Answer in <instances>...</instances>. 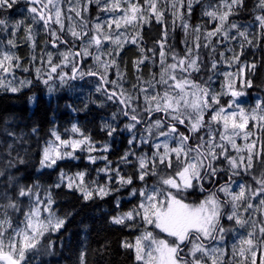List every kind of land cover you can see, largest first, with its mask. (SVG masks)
Listing matches in <instances>:
<instances>
[{
    "label": "snow or ice",
    "instance_id": "obj_1",
    "mask_svg": "<svg viewBox=\"0 0 264 264\" xmlns=\"http://www.w3.org/2000/svg\"><path fill=\"white\" fill-rule=\"evenodd\" d=\"M20 3L25 5L18 9L23 18L0 17V89L18 93L31 86L33 80L18 79L17 71H34L35 80L49 92L56 79L63 85L95 77L96 91L117 105L112 118L126 117L122 130L131 135L128 149L114 164L105 154L110 146L97 147L76 124L65 130L72 134L68 137L53 128L37 171L79 160L77 153H87L89 164L103 161V167L95 169V179H86L88 169L71 174L60 170L49 187L25 184L8 174L0 187V264H34L53 254L51 234L67 222L53 208V188L75 191L84 201L128 188L129 198H136L133 206L109 222L140 229L133 241L121 244L134 253V264H264V98L249 108L241 100L253 87L247 73L254 75L257 67L247 62L253 54L248 49L264 44V0H256L258 31L252 32L232 19L246 0H0V13ZM197 5L207 18L202 24L190 22ZM153 21L162 28L158 49H148L149 57L141 32ZM177 26L184 33L181 52L168 40ZM126 45L140 52L132 62V90L124 87L126 73L119 63ZM25 46L27 55L21 56L17 49ZM88 60L95 67L84 71ZM148 60L159 71L144 79L141 66ZM219 77L223 80L217 89L213 85ZM103 129L108 136L117 131L109 123ZM5 131L13 142L0 154L6 160L0 177L25 163L19 152L12 155L23 136ZM129 166L130 173L125 171ZM9 188H14L11 195ZM115 207H121L120 197ZM78 264H87L85 249Z\"/></svg>",
    "mask_w": 264,
    "mask_h": 264
},
{
    "label": "trees",
    "instance_id": "obj_2",
    "mask_svg": "<svg viewBox=\"0 0 264 264\" xmlns=\"http://www.w3.org/2000/svg\"><path fill=\"white\" fill-rule=\"evenodd\" d=\"M255 5L256 0H246L245 8L238 16L232 17L234 21L248 23L247 26L251 27V32L258 31L255 21L257 14L254 11ZM194 11L197 12V9ZM161 28L162 26L155 21L144 27L141 44L145 48V53L151 54L147 50L160 39ZM178 29L177 26L174 32L169 33L168 38L175 36ZM262 49H264V44L262 48L248 49V53L253 54L247 55V62H255L257 67L254 75L247 73L253 82V87L246 89V92L249 96L262 95L264 98V50ZM177 50L181 52L180 48ZM126 51L133 60L140 55V52L132 47ZM132 62L129 63L130 68H133ZM150 66L155 68L156 65L145 63L141 67H147L148 71ZM155 69L158 70V66ZM47 95L43 91H34L33 87L28 91L18 93L0 89V142L7 140L8 137H11L13 142V137L7 134L6 129L14 132L16 136H23L22 141H16L13 145V152H19L26 159V163L21 164L12 172L19 182L25 184L38 182L42 187H49L57 181L60 170L71 174L88 169L89 175L86 179L97 177L95 169L99 164H89L79 153L77 154L81 158L78 161L65 160L58 162V167L55 169H45L42 172L36 170L39 167L41 149L45 141L50 138V131L53 128L69 129L73 122L78 123L79 127L90 134L95 142L110 145L111 150L107 155L114 164L127 150V143L125 145L118 140L117 128L112 136L107 135L106 129L102 130L105 116L109 113L106 109L110 106L94 104L85 98H80L76 103L74 99L67 98L64 93L55 97ZM32 96H35L34 100ZM34 127L37 129L36 133L32 132ZM6 148L5 144L0 143V154H6ZM4 166L5 163L0 161V168ZM130 170L131 166L125 169L129 173ZM7 175L6 170L5 176L0 177V187L5 186ZM100 180L103 182V174H100ZM9 190L11 194L14 192V188H9ZM128 192L129 189L124 188L121 192L113 193L104 199L84 201L75 191L53 188L52 193L56 201L53 208L57 215L67 216V222L60 232L51 234L53 254L38 257L34 264H78V255L82 249L86 250L87 264H134V253L124 249L121 244L124 240L133 241L140 229H128L109 222L112 215L118 211H127L133 206L136 198L126 196ZM116 197L121 199L119 209L115 207Z\"/></svg>",
    "mask_w": 264,
    "mask_h": 264
},
{
    "label": "rangeland",
    "instance_id": "obj_3",
    "mask_svg": "<svg viewBox=\"0 0 264 264\" xmlns=\"http://www.w3.org/2000/svg\"><path fill=\"white\" fill-rule=\"evenodd\" d=\"M23 7H25V5L23 3H20V4H18L16 6V8H13V9L9 10L8 12H5V13H0V17L7 16V17H9V19L19 20V19L23 18L24 14H22L20 11H18V9L23 8ZM66 7L67 6L65 5V8ZM198 8H199V11H198ZM196 9H197V12L194 11L190 22L192 24H198V23L202 24L205 20H207V18L201 16V9H200L199 5H197L195 7V10ZM96 12H97L96 8L93 7L92 8L93 17L95 16ZM100 15L103 16L104 14L100 13ZM203 19H205V20L203 21ZM171 20H172V17L169 15L168 16V24L170 25V27H171ZM235 22H237L238 24H240L242 26L248 27L249 31L251 32V27L247 26L248 23H246V22H238V21H235ZM145 26H147V24L144 25V27ZM144 27H143V29H144ZM208 27L210 28L211 25L209 24ZM143 29H142V31H143ZM141 35H142V32H141ZM183 38H184V33H183V31L180 28L175 33V36H172L171 38H168L169 43L174 46V50L175 51L179 52L177 50V48H180V50L182 51L183 44L181 43V40ZM43 39H45L43 34L38 36V40L41 41L40 47H43V43H42ZM189 39H191V37H189ZM233 46H235V45H233ZM130 47H132L133 49H136L135 46L126 45L125 46V51L121 53V58L119 60V63H120L121 71L126 73V81L124 82V87L126 89L132 90V85L134 83H136V72H135L134 68H130V66H129V63H131L133 61V59L129 56V53H127L126 50L128 48H130ZM49 48H50V46H49ZM153 48H158V45L155 43L152 47H150V49H153ZM50 50L55 51V49H51V48H50ZM17 51L19 52V54L21 56H26L27 52H28V49L25 46V47H21V48L17 49ZM203 51H206V50H203ZM125 52H126V54H125ZM148 52L151 53L150 51H148ZM226 54L230 55V53H226ZM145 55L151 57L152 53L151 54L145 53ZM158 59L159 58L157 57V60ZM145 63L152 64L151 60H148ZM144 65H142V66H144ZM88 66L95 67V65L92 64L91 60H88V61H85V67L82 70L87 71V67ZM156 66H158V70L155 69ZM156 66H155V68L150 66L149 67L150 70H148V71L146 70L147 67L146 68L145 67H141L140 75H142L144 79H150L152 72H154V71L158 72L159 71V65L157 64ZM145 70H146V72L143 73ZM230 70L235 71V68L230 69ZM65 71H68V69H65ZM202 75H205V74L202 73ZM17 78L18 79L27 78V79L33 80V83L31 84V86H25V87H23L21 89V91H25V90L28 91V90H30L33 87L34 91H36V92L37 91H43V92L47 93L48 95H50V97H55L57 95H60V94L64 93L67 98H69L71 100L74 99L76 103H77V101H79L80 98H85L88 101L93 102L94 104H99L101 106L102 105L110 106V108L106 109V110H108L109 113H108V115L105 116L104 124L105 123H109L113 127L117 128L118 131H119V136H118L119 142L120 143H124L126 145L127 140H128V138L130 137L131 134L128 133L126 130H122V129L124 127V124L126 122H128V120H127L126 117H123L122 115H118L116 119L112 118L113 117V113L114 112H118L117 105L113 104L110 101H106L104 94L103 93H99V92L96 91V86L99 83V81L95 77H87L86 76L83 79L78 77L76 80L67 81V83H65L63 85H61V83L59 82L58 79H56L54 81H50V85H51V87L53 89L51 92H49L48 86L44 85L42 82H39V81L35 80L34 71L30 72V73H22L20 71H17ZM110 79H115V76L114 75H110ZM222 80H223V77L217 78L215 84L213 85V87L218 89L219 88V84L221 83ZM107 87H110V86H107ZM21 91H19V92H21ZM257 98H263V97H262V95L249 96L247 94L245 97H242L241 100L245 101L244 107L249 108L251 106H254L255 101H256ZM32 99L34 100L35 96H32ZM99 99H100V101H99ZM73 124H76L79 127L78 123H76V122H73L71 124V127H72ZM71 127L69 129H71ZM138 127H140V126H138ZM56 130L59 131L65 137H68V136L72 135L70 132L65 131V130H60V129H57V128H56ZM0 143H1V145L5 144V146L7 147V144L12 143L11 137H8L7 140H2V142H0ZM238 143H243V141L238 140ZM101 145H103V144L97 142V147H100ZM126 146H127L126 148L128 149L129 145L127 144ZM110 150H111V147H110L109 151ZM79 154L82 155L84 161L88 162L87 159L85 158L87 153H79ZM99 154H101V153H93V155H99ZM105 154L107 155L108 152L105 153ZM12 155L16 156V153L12 152ZM19 156H20V158H23L20 154H19ZM23 159L25 160V163H26V159L25 158H23ZM0 161L6 163V160L3 159V158L0 159ZM76 161H78V160H76ZM97 163L99 164L98 167H103V164H104L103 161H98ZM20 165L21 164H18L14 168L7 169L8 174H12V172L14 170H16ZM65 172H67V171H65ZM8 192L11 195V191L9 190ZM124 196H125V194H124ZM126 196L129 197L128 193L126 194ZM225 224L227 226L228 222L225 221Z\"/></svg>",
    "mask_w": 264,
    "mask_h": 264
}]
</instances>
